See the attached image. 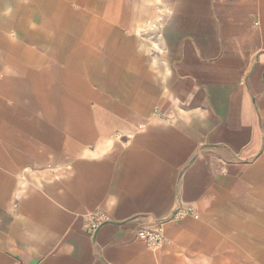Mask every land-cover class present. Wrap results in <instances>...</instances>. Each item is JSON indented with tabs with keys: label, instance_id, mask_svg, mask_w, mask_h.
<instances>
[{
	"label": "crops",
	"instance_id": "1",
	"mask_svg": "<svg viewBox=\"0 0 264 264\" xmlns=\"http://www.w3.org/2000/svg\"><path fill=\"white\" fill-rule=\"evenodd\" d=\"M0 264H264V0H0Z\"/></svg>",
	"mask_w": 264,
	"mask_h": 264
},
{
	"label": "built area",
	"instance_id": "2",
	"mask_svg": "<svg viewBox=\"0 0 264 264\" xmlns=\"http://www.w3.org/2000/svg\"><path fill=\"white\" fill-rule=\"evenodd\" d=\"M99 219H96V221ZM95 221V222H96ZM94 228L96 225L93 226ZM138 237L143 240L148 246L156 248L163 244L164 237L159 231H141Z\"/></svg>",
	"mask_w": 264,
	"mask_h": 264
}]
</instances>
